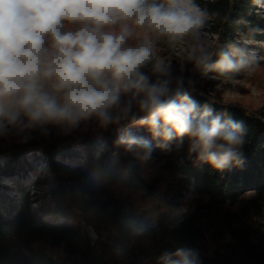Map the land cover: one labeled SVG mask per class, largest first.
<instances>
[{
    "label": "trees",
    "instance_id": "trees-1",
    "mask_svg": "<svg viewBox=\"0 0 264 264\" xmlns=\"http://www.w3.org/2000/svg\"><path fill=\"white\" fill-rule=\"evenodd\" d=\"M262 5L190 0L217 38L176 79L199 106L242 126L238 161L214 169L188 152L186 140L165 141L136 125L105 130L93 123L35 140L33 148L15 142L0 151V182L24 177L34 151L50 169L48 203L35 209L22 179L18 198L0 190V264H164L161 257L177 248L193 249L200 264H264V105L202 96L197 84L242 77V39L264 43ZM125 133L150 143L148 159L158 165L152 178L143 176L142 155L117 144Z\"/></svg>",
    "mask_w": 264,
    "mask_h": 264
},
{
    "label": "clouds",
    "instance_id": "clouds-1",
    "mask_svg": "<svg viewBox=\"0 0 264 264\" xmlns=\"http://www.w3.org/2000/svg\"><path fill=\"white\" fill-rule=\"evenodd\" d=\"M190 0H0V137L81 126H146L153 137L188 143V152L214 169L240 158L242 126L202 108L152 63L149 42L137 32L175 41L200 25ZM150 71H146L149 65ZM147 159L150 143L130 133L117 140ZM164 264H200L177 248Z\"/></svg>",
    "mask_w": 264,
    "mask_h": 264
},
{
    "label": "rangeland",
    "instance_id": "rangeland-1",
    "mask_svg": "<svg viewBox=\"0 0 264 264\" xmlns=\"http://www.w3.org/2000/svg\"><path fill=\"white\" fill-rule=\"evenodd\" d=\"M189 9L195 16H199L197 8ZM260 13L264 16V5L260 6ZM216 38L217 34L200 23L199 27L193 32L175 41H169L166 37L157 38L150 33L138 31L137 35L129 43L136 44L145 40L149 42L153 49L152 63L160 61L167 69L175 84L178 74L184 73L188 69L189 64L196 62L197 52L201 48L213 45ZM242 43L246 46V52L243 54V58L247 62H242L243 64L238 68L242 77L231 79H216L213 77L200 78L197 81L198 93L200 95L203 93L205 96H221L226 100L236 101L247 108L253 109L264 105V43L251 42L245 39H242ZM151 67L152 65L150 64L146 71H150ZM86 127L81 126L79 129ZM134 131L135 128L128 130V132ZM62 135L64 134L56 129H52L47 134L33 132L26 140L23 135L0 137V151L7 150L15 142H26L29 146H32L29 148H33V141L35 140L46 141ZM139 155L143 156V153L141 152ZM2 160L4 158L0 159V161ZM27 160L28 166L30 167L28 173L19 179L18 177L14 180L3 179L0 182V190L12 198H18L19 192L17 191L18 185L16 181L20 179H22L21 181H26L30 185L33 206L37 209L40 205L48 203L46 191L48 188L50 169L45 162L41 159L39 160V157L35 155L34 151L27 152ZM138 162L142 164L143 176L147 179L152 178L158 165L148 158L140 159Z\"/></svg>",
    "mask_w": 264,
    "mask_h": 264
},
{
    "label": "built area",
    "instance_id": "built-area-1",
    "mask_svg": "<svg viewBox=\"0 0 264 264\" xmlns=\"http://www.w3.org/2000/svg\"><path fill=\"white\" fill-rule=\"evenodd\" d=\"M202 94V96H205L203 93H201Z\"/></svg>",
    "mask_w": 264,
    "mask_h": 264
}]
</instances>
